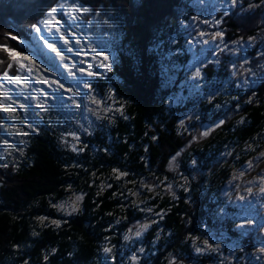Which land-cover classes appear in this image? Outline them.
<instances>
[{
	"label": "trees",
	"instance_id": "obj_1",
	"mask_svg": "<svg viewBox=\"0 0 264 264\" xmlns=\"http://www.w3.org/2000/svg\"><path fill=\"white\" fill-rule=\"evenodd\" d=\"M60 1L0 0V45L21 56L34 52L33 26ZM72 1L81 30L58 12L64 28L79 32L71 48L99 42L109 51L110 70L89 82L105 101L77 115L76 142L51 106L39 113L41 122L32 117L33 126L22 129L20 104L4 112L0 88V264H168L172 254L209 262L211 255L193 252L191 237L211 229L228 241L224 252L230 245L251 250L254 241L235 230L238 210L225 202L220 184L262 145L264 81L236 87L223 61L204 67L199 84L189 78L182 20L193 12L190 0ZM0 61V77L5 70L20 74L2 50ZM218 118L222 123L171 166L199 123ZM247 140L255 144L249 151L242 147ZM154 212L157 219L131 246L138 254L132 263L124 236Z\"/></svg>",
	"mask_w": 264,
	"mask_h": 264
},
{
	"label": "rangeland",
	"instance_id": "obj_2",
	"mask_svg": "<svg viewBox=\"0 0 264 264\" xmlns=\"http://www.w3.org/2000/svg\"><path fill=\"white\" fill-rule=\"evenodd\" d=\"M190 3L193 12L182 20L187 36L186 47L190 55L186 65L190 72L189 78L195 84H199L204 75V67L210 64L218 67L223 61L236 87H255L264 81V0H236V3L232 0H190ZM58 5H63V7L53 13L55 20L48 16L49 11L40 21L49 20L51 22L44 25L39 21L36 25L37 44L32 43L31 48L34 52L26 55L31 57L36 65L46 66L47 71L35 66H32L31 76H28L27 70L20 71L21 77L28 76L27 83L30 86L27 88L9 83L2 75L0 88L5 93L6 106L18 107L20 104L19 107L23 112L20 126L22 129L32 127L33 118L41 122L39 113L51 106L71 126L69 131H64V134L72 137L69 133H75L77 139L73 140L81 142V134L75 124V121H79L77 115L85 117L90 109L105 101L100 97H95L89 82L95 73L105 68L103 65H109L110 56L108 50L104 51L105 44L99 42L72 49L68 42L79 32L76 29L64 28L66 22L58 16V12L65 14L69 25L81 30L83 27L81 10L72 0H61ZM73 17L76 19H72ZM230 21L232 25L229 24ZM231 26H235V29ZM218 32L223 35L213 39ZM48 44L55 45L64 59L48 48ZM21 62L28 63L23 60ZM80 69L85 71L81 72ZM197 69L200 70L198 77L194 76ZM88 72L93 74L88 75ZM43 78H47L48 82H42ZM53 81H58L64 87L60 88ZM187 116L192 120L196 117L195 115L190 117L189 114ZM222 119L199 123L192 137L177 152L179 155L176 153L170 158L171 166H178L182 152L184 150L191 152L194 147H198L203 139L222 123ZM205 132L207 135L204 134ZM260 136L262 142L260 148L240 163L233 165L220 184V192L225 202L238 210L239 218L235 224V230L239 235L250 237L254 241L253 248L243 251L242 247L229 244V248L224 252L223 249L228 245V241L223 234L211 229L203 235H193L191 240L194 253L203 256L211 255L213 261L205 262L197 258L184 261L172 254L167 259L168 264L170 261L171 264H243L252 261L264 264V252L259 251L260 248H264V191H262L264 189V156L261 155L264 153V130ZM254 145L252 140H247L242 147L243 150L249 151ZM193 159L194 157L192 162ZM249 162H251L250 167ZM171 185V182L167 184L169 188ZM142 202H146V198L141 199L140 203ZM147 210L151 211V207ZM158 216L159 212H154L151 219L139 220L132 230L135 231L136 226L141 224H147L149 228ZM147 229L139 237L133 236L131 232L126 234L131 237L125 241L127 242L126 248L131 249L128 257L132 263L135 262L132 256L136 255L138 259V254L131 246L140 241ZM193 238H195V244ZM204 241H207V244ZM197 247L205 250L197 252ZM108 248L111 249V247ZM242 251L244 253H241Z\"/></svg>",
	"mask_w": 264,
	"mask_h": 264
},
{
	"label": "snow or ice",
	"instance_id": "obj_3",
	"mask_svg": "<svg viewBox=\"0 0 264 264\" xmlns=\"http://www.w3.org/2000/svg\"><path fill=\"white\" fill-rule=\"evenodd\" d=\"M233 3H236V0H232ZM63 5H58L57 8H53L51 9V11L48 13V16L52 18V20H55V16L53 15V13L57 12L60 8H62ZM73 7H75L73 5ZM250 7H252L250 5ZM72 19H76L75 17H73ZM51 21L49 20H41L40 21V24H48L50 23ZM56 23H59V21H56ZM207 23V22H205ZM218 23V21H217ZM55 26V25H54ZM33 27H36L35 25ZM37 31L39 32V29L37 28ZM10 35V34H9ZM223 34L222 33H216V35L213 37V39H215L217 36H222ZM12 39H16V37H12ZM251 39V38H250ZM65 43L67 44V41H65ZM205 43H207V41H205ZM48 48H50L53 52H56L57 56H61V53L59 51H57L55 45L53 44H48L47 45ZM0 50L8 53L10 59L15 62L17 65H18V71H24V70H27V73H28V76H31L32 75V72H33V67L32 66H35V67H39L38 65H36V62L34 60L31 59V57H27V56H21L20 53H18L15 49H12V48H9L7 47L6 45H0ZM61 59H64L63 56H61ZM105 59H107V57H105ZM28 61L27 64L25 63H22L21 61ZM0 63H3L2 61H0ZM13 67V64L12 63H9L8 64V68H12ZM103 67H105L106 69L110 70L109 69V66L107 64L103 65ZM81 72H84L85 70L84 69H80ZM93 73L91 72H88V75H92ZM71 75V73H70ZM3 76L4 78L9 82V83H14L18 86H22L24 88H27L29 87L30 85L27 83V79H28V76H25V77H21L20 75H16V76H10L7 72V70L4 71L3 73ZM194 76L198 77L200 76V70L197 69V71L194 73ZM42 82L44 83H47V78H43L42 79ZM53 83H57L58 86L60 88H63L64 85L63 84H60L58 81H53ZM87 87V85H86ZM21 107H23V105H21ZM3 111L4 112H7V113H12L15 111V109H13L11 107V105L7 106V107H4L3 108ZM70 135H72L73 139H77L75 133H69ZM205 135H207V132L204 133ZM75 150V148L73 149ZM177 155H179V153H177ZM262 156H264V153H261ZM6 166V165H5ZM251 166V162H249V167ZM114 172L116 171L115 169L113 170ZM121 175H124L123 173H121ZM262 191H264V189H262ZM81 199V197L77 196L76 197V200L79 201ZM77 210L76 208H73V211ZM41 220H43L44 218H40ZM53 223H56L55 221ZM148 228V225L147 224H141V225H138L136 226V229L135 231H133L132 229H129V232L132 233L133 236L135 237H139L141 236V234ZM131 237L129 235H125L124 236V240H129ZM193 243L195 244V238H193ZM205 244H207V241H204ZM205 249H201L199 247L196 248V251L197 252H201V251H204ZM213 251H215L216 249H212ZM105 252H110L111 249L110 248H105L104 249ZM140 252H143L144 249L141 248L139 249ZM260 252H264V248H260L259 249ZM132 260L133 261H136L137 260V256L136 255H133L132 256ZM169 264H171V261L169 262Z\"/></svg>",
	"mask_w": 264,
	"mask_h": 264
}]
</instances>
